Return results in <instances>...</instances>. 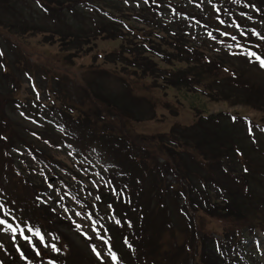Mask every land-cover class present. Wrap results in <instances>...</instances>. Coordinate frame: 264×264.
<instances>
[{"label": "rangeland", "instance_id": "obj_1", "mask_svg": "<svg viewBox=\"0 0 264 264\" xmlns=\"http://www.w3.org/2000/svg\"><path fill=\"white\" fill-rule=\"evenodd\" d=\"M24 1H28V5L33 10L38 11L36 4L32 3L31 0ZM61 1L64 2L66 0ZM89 1L93 5L103 6L101 0ZM135 1L132 0L128 13L121 15L122 12L114 15L122 23H118L120 25L117 26L119 28L118 31L113 24L99 17L97 10L90 7L89 9L88 7H85L86 9L74 8L67 14V22L50 19L44 13L40 14L38 11L30 25L33 29L35 28L36 32L27 35L10 33L1 29L2 32L12 34V39L21 46L33 70L32 80H27L23 75L26 64L20 65L14 71L19 81V86H16L14 91L12 89L15 87V83L13 84L10 79L7 80L5 77L0 76V94L4 96L10 95L11 99L16 101V111L20 114L15 113L14 110V116L12 111L11 115L8 113L7 115L11 118L13 117L15 130L21 127L22 133L27 134V131L41 135L42 139H47L48 137L52 139L48 143L37 140V143L32 138H26L30 144L32 143L30 146L33 143L36 146L37 149L34 147L36 154L45 152L63 164L62 168L59 167V172L65 178L64 180L66 181L64 182L69 187L61 186L60 182L50 174V170L46 166H41V164L34 161L23 162L21 160L17 167L21 169V172L27 178H34L38 183L44 181L43 179L48 180L49 183L46 189L51 191V197L56 201H61L57 211L67 220H73L79 226L80 231L82 228L84 235L95 238L98 243L97 231L100 229V225L87 216L88 212H86L85 207L83 204L79 205L80 203L75 200V197H78L80 202L94 204L92 195L85 191L84 186L86 185V188L90 187L92 189L98 188L105 193L107 189L99 173L102 169L106 170L108 165L94 155L90 157L89 162L83 161L82 155L80 156V153L74 147V144L78 142L67 140L74 137L80 142L84 139L86 143H94L93 139L89 138L88 134H85L87 130L82 128L87 119H90L88 123L93 129L97 128L98 132L105 131L109 133L110 129H113L115 136L102 139L101 141L116 144L118 143L117 136H124V132H126V136L132 138V140L128 139L129 143L147 148L148 153L146 155H157L159 158L158 163L162 166L161 172L165 175V185L178 183L175 176L168 174L163 169V166L168 162L166 160L170 161L169 154L171 152L166 157L162 155L164 150L158 152L162 148H157L156 150L142 145L146 144V141H150L148 140L150 136L163 135L161 133L165 132V134L170 133V129L174 125L191 129L194 126L195 118L209 117L210 115L221 116L230 114L237 117H248L254 124L264 126V97L260 98V95H264V72L262 70L254 66L249 67L242 57L233 60L228 57L218 56L215 51H211L210 47L205 49L206 51L203 48L205 54L207 56L211 55L213 61L217 64L222 62L231 69L233 66L234 72L238 76L242 75L247 89L236 91L228 83H225L226 72H221L218 80L213 75L206 78L207 74H205L203 77L207 80L203 79L204 81L201 85L194 84V87L175 88L171 85V82H179V77L171 74L172 68L176 73L181 70L189 72V69L193 73L197 72L199 74L201 69H198L192 61L191 66L186 65L184 63L186 61H183V64L175 62L169 66L160 59L151 57L143 52V49H155L156 51H162L164 56L166 54L172 55L173 50L166 42L160 43V30L154 31L157 28L154 25V21H157V19L149 15L150 12L148 11H142L141 13L138 6L135 5ZM176 1L178 4L184 2L182 0ZM201 1H205L206 4L209 3L207 0ZM197 2L195 0L193 3L197 4ZM252 2L258 4L259 7L264 6V0H252ZM205 6L206 8L208 7V5ZM189 7L193 13H198L199 5L194 6L192 4ZM237 10L236 12L239 11ZM207 12H211V9H208ZM26 13L30 15L31 12L28 13L26 11ZM82 13H86V15L82 16ZM136 15H139L141 21L146 20V23L141 24L134 20ZM226 16L229 19L230 13H227ZM0 19L4 21L6 26L15 28V30L12 29L15 32H19L16 25L22 26L23 24L22 19L16 21L12 17H8L3 11H0ZM103 29L107 32V34H104L106 37H98L97 33L99 34ZM111 29H114V33L120 39L109 38L113 34ZM169 41L172 42L171 40ZM3 48L6 50L10 61H12L14 56L12 52L14 50L10 46L7 47L5 43ZM117 60L118 62H116ZM136 60L152 61V65L149 66L150 72H143L134 67ZM169 79L172 81L170 82ZM124 81L126 85L123 83ZM128 84L133 89L132 91L127 90L126 86ZM157 104H161V106ZM166 106H169L170 109H167ZM193 109L197 113H194ZM8 111L10 112V107ZM21 111H23V114ZM63 111L72 116L70 118L75 125L68 124V128L72 130H60L57 124L53 125L54 123L51 122L54 120L53 115L59 118L61 117L60 112ZM126 124L128 128L125 127ZM181 131H177L179 139ZM247 133L242 126L237 125V128H235L228 124L227 121L219 128L210 127L208 133L198 129V131L191 132L189 135L197 138V141L201 144V150L205 151L204 153L216 152L220 142L228 144L230 140L238 141L239 146L243 148L244 154L242 157L238 156L235 162H231L230 168L237 171L238 175H241V170L244 173L245 165L251 161L256 164L255 167L260 168L259 176L264 180V136L258 130L257 135L251 136V138L247 136ZM58 138L69 142L68 146L66 144L60 146L59 144L58 147ZM79 144L77 145L78 147L81 146ZM3 145L4 143L0 141V153ZM19 148L23 149V146L20 145ZM230 158L228 159L229 161ZM200 160L202 159L200 158ZM147 161L149 162V159ZM211 162L213 163V161ZM2 163V156L0 155V189L2 193L8 197V201L11 204L13 203L14 211L22 218L34 222L33 211H35L37 206L33 207L31 205L30 201L32 200L28 192L22 191L19 187L20 183L13 180L12 171L10 172L9 168L1 169ZM149 163L152 162L150 161ZM173 163L178 166V162L173 160ZM183 165V169L188 167L193 170L191 168L193 167L192 161L188 157L183 158ZM115 166L113 164L109 165L112 168ZM116 167L121 171L118 166ZM128 168L131 169L130 164H128ZM213 170L208 164L205 170L206 175L201 174V176L206 178L210 172L214 173ZM184 171L182 170L181 172ZM75 174L81 176L80 183L76 182ZM231 175L234 176L235 174L231 173ZM132 176L134 182L133 187L129 184L132 189L130 201L127 203L123 202L124 200L122 199L118 202L119 209H130V214L124 212L122 216L124 224L118 226L121 231L124 230L127 234H134L136 230L142 229V225L147 221L148 231H154L153 228L157 227L159 220L152 222V218L146 214V210L145 215L142 212L136 213L137 210L135 209L137 208L136 204L140 205V200L145 203L142 205L143 208L148 205L146 202L151 194V175H147L141 169L133 167ZM141 182L144 184L142 188L144 192L142 191V198L139 200ZM253 182L256 186L258 185L257 182ZM190 183L193 184L192 179ZM231 183L233 184L234 180ZM77 184L78 186L76 187ZM192 196L197 198L199 194ZM223 196L225 201L222 200V196L218 194V191L211 188L210 197L212 202L208 206L206 205L207 203L203 204L207 210L209 209V212L200 211L194 215L193 211H190V216L196 217L197 227L202 232L221 243L224 242L225 234L233 235L234 232H237L238 241L242 240L244 249L247 251L245 253H248V255L252 254V258L250 257L246 264H264V199L258 200L260 197L255 195L254 198L258 201L253 203L255 200L247 199L250 198V194L245 198L241 192L237 191ZM262 197L264 198V194ZM3 198L6 197L3 196ZM203 198L206 199V196ZM131 199L134 205L131 204ZM47 201L49 202V199ZM226 203L228 204L227 207L225 206ZM216 205L220 206L221 210L215 209ZM171 206L175 210V204L172 203ZM171 206L169 205L170 209ZM224 208L226 211L222 210ZM106 210L111 213L110 206ZM213 212L219 213L218 215L223 218L211 216ZM168 214H170L169 211L167 212ZM109 215L111 216V214ZM173 217L174 223H171L170 226L173 231L168 229L161 240L164 243L162 253L170 249L174 233L177 232L176 238H179V242H182L181 240L185 237L181 232V228L185 226V220H183L179 212L174 211ZM240 219H244L245 222L240 224ZM233 223L240 228L242 227L239 225H243V228L237 230ZM115 224L113 222V225ZM122 233H120L121 237ZM255 233H257V236H254ZM9 237L10 232H0V242L4 245L1 250L8 249L7 245H10ZM117 239L115 240L114 238V243L122 260L120 264H128L127 262L129 264H140L141 262L143 264H152L154 261L150 248L145 251L140 250L136 248L137 246H133L134 242L132 241L126 240L123 242L122 238ZM147 239L144 244H151V238L147 237ZM73 240L74 246L82 251V259H80L81 254L76 252L74 257L71 258L73 263L99 264L96 259L102 258L105 264H115L111 262L108 254H105L104 249L100 253L98 252L99 255L92 249L89 250L87 243L83 239L81 241L76 233L73 234ZM93 246L94 244L92 243L91 247ZM193 263L198 264L197 260L194 262L190 260V264ZM173 264H185L182 253H178Z\"/></svg>", "mask_w": 264, "mask_h": 264}, {"label": "trees", "instance_id": "obj_2", "mask_svg": "<svg viewBox=\"0 0 264 264\" xmlns=\"http://www.w3.org/2000/svg\"><path fill=\"white\" fill-rule=\"evenodd\" d=\"M80 1L66 0L62 2L61 0H31L32 3L36 4L40 14L44 13L50 19L64 22H67V14L74 8H94L97 10L99 17L113 24L117 31L119 29L117 26H120L118 23L120 24L121 22H119V19L114 15L122 12L121 15L128 13L132 5V0H101V4H103L102 7L93 5L89 0ZM191 1L194 2L195 0ZM197 1V4H192H194V6L199 5L198 13H193L188 5V3L191 2L178 4L176 0H136L135 5L138 6L141 13L142 11H148L150 12L149 15L157 19V21H154V25L157 26L154 31L157 32L160 30V43L166 42L173 50L172 55L166 54L164 56L162 51H156L155 49H143V52L151 57L160 59L169 66L175 62L183 64V61H186L184 62L186 65L191 66L192 61L198 69H201V73L199 74L197 72L193 73L192 70L189 69V72L181 70L176 73L172 68L171 74H175L179 77V82H171L172 80L169 79L171 85L175 88L194 87V84L201 85L204 80H207L203 77L205 74H207L206 78L213 75L216 80H218L220 73L226 72L227 77L225 83H228L236 91L246 90L247 85L243 82L242 75L238 76L237 73L234 72L233 66L231 69L222 62L219 64L214 62L211 55L207 56L205 54V49L210 47L212 49L211 51H215L218 56L228 57L233 60L242 57L245 59L246 65L249 67L254 66L264 72V68L260 66L255 56L249 57L247 54L248 52H254L261 58H264V39L261 38L264 37V6L259 7L258 4L253 3L252 0H209L208 4H206L205 1ZM205 5H208V7L206 8ZM208 9H211V12H207ZM236 10L238 12H236ZM0 11H3L8 17H12L16 21H20V19L23 20L22 26L16 25L19 32H15V28L6 26L4 21L0 19V76L5 77L7 80L10 79L13 84L15 83V89H12L14 91L16 90V86H19V81L14 71L20 65L26 64L23 75L27 80H32L33 70L27 59V55L21 46L12 39V34L10 33L27 35L36 32L35 28L33 29L30 25L31 21L34 20V15L38 14V11L33 10V8L28 5V1L24 0H0ZM26 11L28 13L31 12L30 15H28ZM227 13L231 14L228 20L225 19ZM84 14L86 15V13ZM84 14L82 13V16H85ZM134 20L141 24L146 23V20L141 21L139 19V15H136ZM123 27L125 28V26ZM1 29L7 30L10 33L2 32ZM111 30L113 34L110 35L109 38L120 39V37L114 33V29ZM254 33H258L259 35ZM104 34H107V32L103 29L99 34L97 33V36H105ZM4 43L7 47L10 46L12 50H14V52H12L14 54L12 61H10L6 50L3 48ZM118 60L116 62H118ZM134 65V67L143 72H150L149 66L152 65V61L148 60V62H145L144 60H136ZM123 83L126 85L125 81ZM126 88L129 91L133 90L129 84ZM261 97H264V95H260V98ZM15 102L16 101L11 99L10 95L4 96L0 94V141L4 143L0 153L3 162L1 164V169L5 170L9 168L10 172L12 171L13 180L20 183L19 187L22 191L25 190L28 192L32 200L30 201L31 205L33 207L37 206V208L33 211L34 222L22 218V216L14 211L13 203L11 204L10 201H8V197L4 195L0 189V219L5 220L8 224H11L13 228L17 229L16 232L13 233L11 229H6L4 225H0L1 233L10 232V245H7L8 249L1 250L4 245L0 242V264H76L73 263L71 258L74 257L76 252L81 254L82 251L74 246L73 234L76 233L81 241L83 239V241L87 243L89 250L92 249V241L82 236L79 227H77L74 221L67 220L57 211L61 201H56L51 197V191L46 189L49 183L48 180L43 179L44 181L38 183L34 178H27L25 174L21 172V169L17 167V164H19L21 160L23 162L34 161L41 164V166H46L48 170H50V174L56 177L61 186L69 187L64 182L66 181L64 180L65 178H63L59 172V167L62 168L63 164L56 161L54 157L47 155L45 152H38L39 154H36L34 147L35 149L37 148L34 143L30 146L32 143L30 144V142L26 140V138H32L36 140L37 143L38 141L48 143L50 140L52 141V139L50 137L42 139L43 137L41 135L27 131V134L22 133L21 127L18 130L14 129L15 121L12 119L13 117L11 118L9 115L13 113L12 115L14 116V110L15 113L19 114V112L16 111L17 103ZM9 107L10 112L8 111ZM166 108L170 109L169 106H166ZM193 111L197 113L195 109H193ZM21 112L23 114V111ZM7 113L9 115H7ZM60 115L61 117L59 118L53 115L54 120L51 121L54 123L53 125L57 124L60 130L65 129L66 131L70 129L68 128V124L75 125V123H72V116L68 115L65 111L60 112ZM88 121H90V119L84 122L82 128L87 130L85 134H88V137L92 138L94 143H86L84 139L80 142L78 139H74V137L68 138L67 140H75L80 143L79 145L81 146L78 147V143L74 144V146H77L76 148L82 152V158L85 160H90V157L95 155V157L102 159L109 165L113 164L114 166H118L121 171H119L116 166L114 168L108 167L106 170H102L105 174L102 175L106 180L104 181L107 189L105 193L101 192V189L86 188V186H84L85 191L92 195L94 204L84 203L83 201L80 202L78 197H75V200L80 203L79 205L85 204V208L87 212L89 211L88 214L91 218L100 221L105 237L110 238L112 248L119 258V264L122 260L115 247L114 238L115 240L117 238H122L121 240L123 242L126 240L132 241L134 242L133 246H137L136 248L140 250L145 251L150 248L154 259L152 264H173L174 261H176L178 253H182L185 264H190V260H193V262L197 260L198 264H246L247 260L250 257L252 258L251 254L248 255V253H245L247 251L244 249L242 240L240 239L241 241H238L237 232H234L233 235H229V233L225 234L224 242L221 243L215 238L208 237L205 232H202L201 229L197 227V219L195 216L193 217V215L190 216V211H193L194 215L200 211H204L205 213L209 212V209L207 210L203 204L207 203V206L211 204V188L218 191L223 201H225L223 195H228V193L231 194L233 191L241 192L242 196L245 198L250 194V198H247L248 200H255V195L260 197L258 200L264 199L262 197L264 194V180L259 176L260 168L255 167L256 164L250 161L245 165L244 173L241 170V175H238L236 173L237 171L230 168V163L235 162L238 156L242 157L244 154L243 148L239 146L238 141L230 140L228 144H222V142H220V146L217 148L216 152L204 153L205 151L201 150V144L197 141V138L195 136L190 137L189 134L198 131V129L208 133L210 127L219 128L221 125L223 126V123L228 121V124H231L235 128H237V125L245 128L246 132H248L247 136L251 138V136L254 137L257 135V130L264 136V126L256 125L251 119L246 117H237L230 114L221 116L210 115L209 117L195 118L194 126L191 129L181 127L180 125H174L170 133L150 136L148 139L150 141H146V144L142 145L156 150L157 148H162V150L158 152L164 150L162 155L166 157H168L169 152H171V154H169L170 161L166 160V162H168L163 166V169L166 170L168 174L175 176L178 183L175 185H165V175L161 172L162 166L158 163L159 158L157 155H146V153H148L147 148L129 143L128 139L132 140V138L126 136V132H124V136H117L119 144H109L108 142L101 141L102 139L115 136L113 129H110L109 133L105 131L98 132V129H93ZM125 127L128 128L127 124ZM178 130H182V133H180L181 140L177 136ZM129 134L131 135V133ZM57 143L58 147L59 144L60 146L69 144V142L61 138L57 139ZM20 145L23 146V149L19 148ZM176 150L178 151L176 152ZM156 154L158 153L156 152ZM184 157H188L192 161L193 167L191 168L193 170L188 167L182 168L184 166ZM200 158L202 160H200ZM229 158L230 161L228 160ZM148 159L149 162L151 161L152 163H149L147 161ZM173 160L178 162V166L173 163ZM211 161H213V163ZM128 164L131 165V169L128 168ZM208 164L214 169V173L210 172L206 178H203L201 174L206 175L205 170ZM133 167L141 169V171L147 175H151V194L149 200L146 202L148 205L145 208L142 207L145 203L140 200L144 192L142 189L144 184L141 182V191L139 194L140 205L138 206L136 204L135 206L137 208L135 209L137 210L136 213L142 212L144 214L146 210V214L152 218V222L159 220L157 227L153 228L154 231H148L147 221L142 225V229L136 230L134 234H127L124 230L121 231L119 227L124 224L122 217L123 213L130 214V209H119L118 202L122 199L124 200L123 202L128 203L130 201L132 189L129 184L133 187ZM179 169L185 171L181 172ZM231 173L235 175L233 176ZM74 176L76 182L80 183L81 176L79 174H75ZM191 179L193 180V184L190 183ZM233 180L234 183L232 184L231 181ZM253 181L257 182L258 185L256 186ZM77 186L78 184L76 187ZM194 194H199V196L197 198L193 197L192 195ZM3 196L6 198H3ZM204 196H206V199L203 198ZM47 199H49V202ZM258 200L253 201V203ZM172 203L175 204V210H173L171 206ZM131 204L134 205L132 199ZM109 206L111 208V213L106 210ZM225 206L227 207L228 204L226 203ZM214 208L221 210V207L218 205ZM222 210L226 211L225 208ZM168 211L170 214L167 215ZM174 211L179 212L183 220H185V226L181 228V232L185 237L181 240L182 242H179V238H176L177 232L174 233L170 249L162 253L161 251L164 248V243H162L161 240L168 229H172L173 231V228L170 226L171 223H174ZM220 213H222V211H220ZM109 214L113 217V221L116 223L115 225L109 222ZM218 214L217 212H213L211 216L220 219L223 218ZM240 220V224L245 222L244 219ZM117 221H119V223H117ZM200 221H202V219H200ZM233 226H235L237 230L243 228V225H239L242 228L236 226V224ZM121 232H123L122 237L120 236ZM147 237L151 238V244H144L148 240ZM80 259H82V254ZM96 260L99 264H105L102 258ZM127 263L129 264V262ZM140 264H143V262Z\"/></svg>", "mask_w": 264, "mask_h": 264}, {"label": "snow or ice", "instance_id": "obj_3", "mask_svg": "<svg viewBox=\"0 0 264 264\" xmlns=\"http://www.w3.org/2000/svg\"><path fill=\"white\" fill-rule=\"evenodd\" d=\"M254 34H256V35H259L258 33H254ZM262 39H264V37H261ZM248 55H249V57H252V56H255V58H256V60L259 62V64H260V66L262 67V68H264V58H261L260 56H258L256 53H254V52H248L247 53ZM77 215H79V213H77ZM117 223H119V221H117ZM0 225H4L5 227H6V229H11V231L13 232V233H15L16 232V228H13L12 227V225L11 224H8L5 220H3V219H0ZM17 227H19V226H17ZM77 227H79V226H77ZM29 230H31V229H29ZM37 234H38V232H37ZM27 239V238H26ZM95 250V249H94ZM99 255V254H98ZM112 259H113V261H115L116 260V256L115 255H113L112 256Z\"/></svg>", "mask_w": 264, "mask_h": 264}]
</instances>
